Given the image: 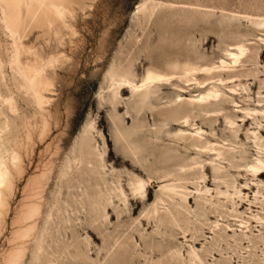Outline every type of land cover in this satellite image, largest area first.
<instances>
[{
	"label": "bare ground",
	"instance_id": "6f19581e",
	"mask_svg": "<svg viewBox=\"0 0 264 264\" xmlns=\"http://www.w3.org/2000/svg\"><path fill=\"white\" fill-rule=\"evenodd\" d=\"M93 1L4 0L0 5V65H5L0 70V161L4 165L3 168H0V176L3 177V180L0 181L2 183V187H0V237L7 229L14 192L28 172L25 157L28 158L30 152L33 155L36 146H34L35 134L39 142L48 138L45 136L50 130L52 114L48 107L56 93L58 80L56 67L67 60L64 52L53 50L47 53L44 51L45 49L36 47L35 43H30L28 40L37 33L36 39L42 38L48 43V40L53 38L58 44H62L66 34L72 36L76 33V28L71 20L78 14L77 11L91 6ZM9 4L13 6L8 7ZM61 5L65 6L63 21L58 19L56 14V8ZM161 5V3L149 7L139 5L137 12L148 14V18H151L156 8ZM260 40L264 41L263 38ZM248 53H250V49L247 44L236 42L224 50V56L217 63L206 62L199 65L190 60L175 59L169 61L163 69L149 66L139 80L130 66H122L117 63H113L106 73L110 87L107 101L112 105V108L117 110L120 107L122 92L128 90L130 103H125L126 118L131 117L134 122L139 120L144 123L146 111H150L151 115H160L161 122L154 133L157 136L165 133L164 135L175 142V144L171 146L169 144L164 148L160 154L162 156L160 162L151 164L149 168H151L152 175L149 176V181L139 174L132 175L128 183L132 195L140 198L146 197L151 179H160L163 183L159 189L160 194L154 200L150 213L146 212V214L156 222L157 228L164 226L166 229L170 225L178 227L182 230L185 238L191 235L190 238L194 240L195 244L198 243L200 236H198V231L208 225L205 221H208L209 217H213L209 214L216 215L222 220V223L220 219H217L208 225L215 238L221 232L230 236L228 233L234 230L232 225L225 222L224 218L237 217L235 221L239 222L240 230H237L240 232L237 234L239 237H235L236 234L231 236L235 246L229 244L224 239L226 237L221 235L222 240L229 245V249H242L246 242L253 243L250 218H241L243 213L238 210V202H236V199L241 201L245 199V194L241 190L249 189L250 183L246 181L240 186L236 181L237 178L229 173L226 166H223V163L229 159V154L234 152L236 147L231 146L229 139H223L221 143L210 141L204 136L207 132L195 122L197 117L205 122L211 119V115H219L221 107H223L222 103L230 100L238 107L237 112L248 115L260 125L258 117L263 118V109L240 108L239 103L222 89L224 87L230 94H237L236 86L240 84L229 86V84L235 83L233 79L236 76L229 75L226 78L222 72L235 71L234 68L248 57ZM12 56L16 58L15 64L10 59ZM234 57L236 59H233ZM50 60H54L55 64L46 66ZM200 73L205 74L206 78H198L197 75ZM209 80L213 81L211 86H207L206 82H210ZM29 81L35 82V94L29 91V88L32 87L28 83ZM165 85H170L171 89L174 87L182 93L189 94H177L175 99H167L163 102L157 92L165 88ZM192 85H198L204 89L198 94H192L185 88V86ZM24 98L32 100L40 109L39 125L36 114L27 115L22 110L20 101ZM103 99L106 98L103 97ZM224 118L230 131L236 135L239 125L235 118L232 116H224ZM169 124L179 126V129L175 132L164 130V127ZM142 126L145 124L139 125V127ZM94 130L93 122H87L83 126L60 171L57 195L51 202L46 201L45 192L52 169L46 167L39 169L40 164L36 167V171L38 169L41 171L34 175L30 174L27 178L22 192L24 197L21 198L19 207L15 208L16 215L11 224L12 232L8 239L10 248L3 253L0 264H6L9 261H14L15 264L90 263V236L87 233L84 238L80 237L78 225L82 224L80 223L81 219L77 218L80 221L79 224L73 221V216L69 212L70 204L62 198V189L66 188L69 194H72L70 193L72 189L73 191L76 189L77 194H72L73 200L83 203L87 199L92 207V210L89 209L90 212L97 216L104 213L103 215L107 217L106 210L109 206L115 205L114 198H118L124 203L128 200L119 180L110 181L107 179L104 157L106 151L105 149L100 150L99 146L95 144ZM251 134L254 136V142L259 150V155L254 161L246 164H234L228 161L229 167L239 168V170L242 168L241 170L251 173L254 178L253 185L257 187V191L253 201L249 200V210L264 196V182L260 180L264 175V149L259 143L262 136L255 131H251ZM119 135L127 142L131 150L137 149V146L120 129ZM41 142L43 143V141ZM28 147L31 149L29 152L27 151ZM180 148L184 149V154L181 153ZM24 152H26V156ZM124 154L127 156L126 153ZM151 154L156 156L154 152ZM192 154L195 155L192 156ZM203 154L208 155V158L203 159ZM208 169L212 172V179L216 186L215 196L212 195L213 192L207 185L209 181ZM239 176L241 177L240 173ZM74 178H77L81 185L74 184ZM141 180L145 183L143 193L139 194L138 189L134 186L138 185ZM188 185H193L195 188L189 189ZM192 197L195 199L199 211L194 221L190 219V215L193 214L189 206ZM87 209L84 211L87 212ZM250 217L253 222L258 223L257 227L264 225V217L259 213L251 214ZM146 219L148 218L146 217ZM95 220L96 218L93 221ZM182 224L186 227H183ZM90 225L88 224V226ZM56 227L59 229L56 230ZM68 229L71 230V241L67 239ZM173 231L171 232L174 233ZM237 231L235 230V232ZM215 238L214 244L212 243L214 248L212 246L205 248L202 254L194 244L190 245L188 260L193 264H206V256L215 257V253H222L223 249L220 247L222 241ZM259 239L264 244V238L259 237ZM164 240L166 239L164 238ZM157 248H159L158 252L162 254L163 249ZM168 255L170 256L168 257ZM168 255L164 264H177L180 261L181 255L178 250Z\"/></svg>",
	"mask_w": 264,
	"mask_h": 264
},
{
	"label": "rangeland",
	"instance_id": "374dc122",
	"mask_svg": "<svg viewBox=\"0 0 264 264\" xmlns=\"http://www.w3.org/2000/svg\"><path fill=\"white\" fill-rule=\"evenodd\" d=\"M158 3L162 5L156 8L151 18H148V14L137 12L139 5L149 7ZM77 13L71 20L76 33L72 36L66 34L62 44H58L53 38L48 40V43L42 38L36 39L37 33L28 40L30 43H35L36 47L45 49L47 53L53 50L64 52L67 60L56 67L58 74L56 93L48 107L52 113L50 130L45 136L48 138L41 140L42 143L35 134L34 146H36L33 155L30 152L28 158L25 157L28 175L26 173L19 182L13 195L7 229L0 237V263L3 253L10 248L8 239L12 232L11 224L16 215L15 208L19 207L24 197L22 192L27 178L30 174L40 172L39 169L43 167L52 169L45 192L46 201L51 202L57 195L58 177L67 155L73 148L83 126L87 122H93L95 124L93 131L95 144L100 150L105 149L106 151L104 157L107 179L119 180L128 200L124 203L114 198L115 205L109 206L106 210L107 218L103 215L104 213L97 216L90 212L92 207L87 199L83 203L75 202L73 195L77 194L76 189L70 192L73 195L69 194L66 188L62 189V198L70 204L69 212L73 216V221L78 224L80 221L82 223L78 225L80 237L84 238L87 233L90 236L91 259L88 264H101L102 262L103 264H164L170 256L168 254L176 250L181 255L177 264H193L188 260L190 245L194 244L201 254L205 248L211 246L214 248L212 243L215 237L211 234L208 225L217 219H220L222 223V220L216 215L209 214L213 217H209V220L205 221L208 225L201 227L202 229L198 231L200 240L198 239V243L195 244L190 238L191 235L185 238L178 227L170 225L166 229L164 226L157 228L156 222L148 217L146 212L150 213L163 183L160 179L152 178L146 197L140 198L132 195L128 186L129 180L133 174H139L149 181V176L152 175L149 167L152 163L160 162L162 158L160 154L164 148L175 142L164 135L165 133L161 135L162 137L154 133L161 122L160 115H151L150 111H146L144 123L139 120L134 122L131 117L126 118L125 103H130L128 90L122 92L120 107L117 110L113 109L107 101L110 87L106 73L113 63H117L130 66L139 80L149 66L163 69L169 61L175 59L190 60L199 65L206 62L217 63L224 56V50L230 44L243 42L250 49L248 57L234 68L235 71L222 72L226 78L229 75L236 76L233 79L235 83L229 86L240 84L236 86L237 94H230L227 88L222 89L239 103L240 108L264 110V41L260 40L264 39V0H94L91 6L78 10ZM197 76L200 79L206 78V75L201 73ZM209 81L206 82L207 86L213 84L212 80ZM164 87L157 92L163 102L167 99H175L177 94H189L182 93L174 87L171 89L170 85ZM185 88L192 94H198L204 89L198 85L185 86ZM103 97L106 99L104 100ZM20 106L27 115L36 114L37 122H40V109L32 100L21 99ZM221 106L223 107L219 115L213 114L211 119L205 122L197 117L195 122L207 132L204 136L210 141L221 143L223 139H229L231 146L236 147L235 151L229 154V159L223 163V166H226L229 173L237 178L236 181L240 186L246 181L250 183L249 189L241 190L245 194V199L242 201L236 199V202H238V210L243 213L241 218H250L251 237L253 243H256L246 242L242 249H229V245L222 239L226 237L224 239L234 247V239L231 236L236 234L235 237H239L237 234L240 232L237 230H240V227L239 222L235 221L236 216L225 217V222L232 225L234 231L228 233L230 236L224 235L223 232L216 236V240L222 241L220 247L223 251L215 253V257L206 256L205 262L206 264H264V244L259 239V237L264 238V225L257 227L258 223L253 222L250 217L251 214L256 213L264 217V196L258 203L252 205V211L249 210V200L253 201L257 191V187L253 185L254 178L246 170L232 168L228 164V161L234 164H246L254 161L259 155L251 131L262 136L259 143L264 149V115L263 118L258 117L260 122L258 125L248 115L237 112L238 107L230 100L222 103ZM224 116L234 118L238 116L235 118L239 125L236 135L230 131ZM141 124L145 126L139 127ZM119 129L137 146L136 150L130 149L127 142L119 135ZM178 129L179 126L170 124L164 127V130L171 132ZM29 149L30 147L27 148L28 152L31 151ZM180 150L182 154L185 153L183 148ZM151 152H154L156 156H153ZM24 155L26 156V152ZM202 158H208V155L203 154ZM38 165L40 168L36 171ZM207 177L209 179L207 185L211 188L212 195L215 196L216 186L210 169L207 171ZM260 180L264 182V175ZM73 182L81 185L77 178H74ZM240 186L239 188H242ZM188 188L194 189L195 187L188 185ZM189 206L193 213L190 219L194 221L199 211L193 197L190 199ZM86 209L87 212H85ZM95 218L96 220L93 221ZM87 222L92 226H88ZM182 226L186 227L184 224ZM67 237L69 241L72 240L70 229H68ZM112 240L115 242L113 243ZM157 247L163 249L164 253H159Z\"/></svg>",
	"mask_w": 264,
	"mask_h": 264
},
{
	"label": "snow or ice",
	"instance_id": "6c2138e0",
	"mask_svg": "<svg viewBox=\"0 0 264 264\" xmlns=\"http://www.w3.org/2000/svg\"><path fill=\"white\" fill-rule=\"evenodd\" d=\"M3 2H4V0H0V5H2ZM12 6L13 5H11V4L8 5V7H12ZM53 7H55V6H53ZM64 8H65L64 5H61L60 7L56 8L57 18L60 19L61 21L64 20V16H65ZM6 31H7V29H6ZM10 59H11L12 63L15 64V61H16L15 56L10 57ZM233 59H236V58L234 57ZM54 64H55V61L54 60H50L48 62V65H46V66H52ZM4 66L5 65H0V70H2ZM28 83L30 85H32V87L29 88V91H31L33 94H35V91H36L35 87H34V83L35 82L34 81H29ZM3 166H4L3 162L0 161V168H3ZM2 180H3V177L0 176V181H2ZM144 183H145V181L141 180V181H139L138 185L134 186V187H136L138 189L139 194L143 193ZM0 187H2V183H0ZM6 264H15V262L14 261H9V262H6Z\"/></svg>",
	"mask_w": 264,
	"mask_h": 264
}]
</instances>
